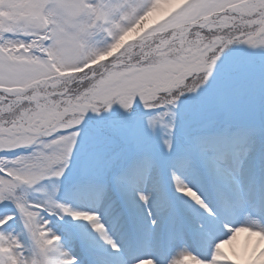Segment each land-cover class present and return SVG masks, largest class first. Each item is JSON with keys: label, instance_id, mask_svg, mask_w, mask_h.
I'll return each mask as SVG.
<instances>
[{"label": "snow or ice", "instance_id": "1", "mask_svg": "<svg viewBox=\"0 0 264 264\" xmlns=\"http://www.w3.org/2000/svg\"><path fill=\"white\" fill-rule=\"evenodd\" d=\"M0 264H264V0H0Z\"/></svg>", "mask_w": 264, "mask_h": 264}]
</instances>
